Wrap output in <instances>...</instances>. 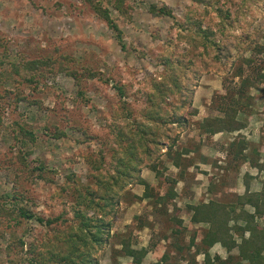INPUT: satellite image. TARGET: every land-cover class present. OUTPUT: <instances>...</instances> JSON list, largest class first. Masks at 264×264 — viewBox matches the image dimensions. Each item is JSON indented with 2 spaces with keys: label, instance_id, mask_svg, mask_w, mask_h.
Wrapping results in <instances>:
<instances>
[{
  "label": "rangeland",
  "instance_id": "obj_1",
  "mask_svg": "<svg viewBox=\"0 0 264 264\" xmlns=\"http://www.w3.org/2000/svg\"><path fill=\"white\" fill-rule=\"evenodd\" d=\"M94 1L109 8L121 30L124 49L86 0H0L3 40L0 52L6 56L3 65L6 71L0 74V92L10 91L2 104L0 125V264H62L52 261V253L65 254L67 246L54 240L56 233L51 228L35 220L14 223L10 216L13 189L24 199L22 204L39 216L62 215V219L74 224L77 211L86 216L96 215L92 209L77 205V188L90 185L97 189L95 175L115 173L120 156L117 128L126 125L135 129L136 123L155 127L142 114L148 108L146 98L151 84L163 80L161 55L178 56L199 69L195 83L185 84L187 90L183 92L186 94L191 89L193 93L189 106L177 112L186 123L183 129L175 130L176 145L195 146L197 118L220 114L216 106L219 102L223 104L222 96L226 92L235 94L244 83L242 118L246 127L239 133L250 143L259 140L264 146V78L259 75V72L264 74V0H127L125 15L112 9L110 0ZM151 5L166 6L171 15H155ZM218 8L229 12L232 26L221 27ZM198 24L213 30L210 40L218 42L220 48H195L190 44L187 36ZM50 56L63 61L69 71L57 69L56 64L57 70L42 77L35 86L24 81L26 58ZM86 68L104 79L84 77ZM238 71L241 75H236ZM74 77L81 78L80 86ZM115 85L124 87V96L120 97ZM79 89L82 97L77 94ZM17 90L26 98L15 102L12 100ZM122 100L126 109H122ZM166 101L171 105L176 101L175 96H167ZM11 120L32 129L35 141H28L25 149L30 153V166L44 167L41 174L37 170L22 172L16 162H9L18 152L17 146L12 147L9 134ZM59 130L65 136L56 137ZM101 150L103 169L99 172L92 169L91 163L98 160ZM161 151L162 158L166 148ZM145 169L150 170L142 165L140 175ZM153 172L152 177L156 175ZM172 175L177 174L156 175L160 185L149 186L154 193L150 199L142 198L144 185L129 184L121 191L115 214L110 218L109 233L105 234L102 245L91 252L92 260H97V264H136L122 250V240L129 239L132 250L149 246L153 259L163 254V262L158 264H204L202 254L195 252L206 247L199 241L200 232L194 230L202 228H195L189 222L186 206L189 197L175 198L172 208L154 203L156 193L170 186L166 178ZM185 180L188 187L185 190L191 193L190 182L194 180L190 175ZM74 184H77L75 190ZM4 207L6 210L1 213ZM58 228L68 230L63 225ZM31 243L36 246L34 253L30 251ZM218 249L226 256L225 249L221 250L220 246ZM38 254L44 263L36 262L34 257ZM140 264H147L146 257Z\"/></svg>",
  "mask_w": 264,
  "mask_h": 264
},
{
  "label": "trees",
  "instance_id": "obj_2",
  "mask_svg": "<svg viewBox=\"0 0 264 264\" xmlns=\"http://www.w3.org/2000/svg\"><path fill=\"white\" fill-rule=\"evenodd\" d=\"M86 1L89 2L92 10L98 17L106 22L109 29L113 31L117 42L121 45L122 49H124L125 43L123 42L121 30L112 17L109 8L103 7L99 1ZM110 4L112 9L122 15L126 14V9L128 10L129 6L127 0H110ZM151 7V11L155 15H171L170 10L166 6L157 7L156 5H151ZM218 11L221 27L226 29L228 25L232 26L230 23L232 17L229 12L219 8ZM213 34L214 32L211 28H202L200 24H198L187 38L190 44H193L195 48L203 46L207 49L211 46L212 49L217 50L220 48V44L210 40ZM1 41L3 40L0 37V45H3ZM3 54L0 52V74H4L6 71L5 68H3L4 63H6V56ZM60 57L64 58V54H61ZM214 57L216 58V56ZM159 60L165 69L163 80L154 81L151 84V90L147 92L146 98L148 108L142 114L145 119L154 124L155 127L151 129L148 125L136 123L135 129H130L131 126L128 127L126 125V127L117 128V141L119 143L117 154H120V156L117 157L115 173L109 174L108 176H102L101 173L95 175V185L97 189L90 187V185L81 189L77 188V205L92 209L96 215L86 216L82 214V212L77 211L74 215L77 223L74 224L66 222L62 219V215L48 217L39 216L22 204L24 199L16 192L15 188L13 189L14 192L11 194V200L14 205L11 210L13 214L16 215L14 216L12 213L9 215L14 220V223L19 224L21 220H35L38 224L49 227L56 233V239L54 238V240H60L66 244L67 252L65 254L52 253L54 254L53 262L62 264H97V260L91 259V252H95L97 247L102 245L105 234L109 233L111 227L110 218L115 214L121 191L129 184H140L146 187L142 198L149 195V186L140 175V168L142 165L150 168L157 176H160L159 158L162 153L161 150L162 148H166L165 152H169L176 145L178 135H176L175 130L179 128L183 129L186 123L184 117L177 113L179 109L189 106L191 102V94L193 91L190 89L189 92L185 94L183 92L187 90L185 84L190 85L195 83L194 79L198 77L199 69L192 64L189 66L178 56L161 55ZM245 61L247 63L251 62L248 59H245ZM23 67L25 74L22 78L31 86H35L38 80L42 77L51 75L57 69L69 71V68L64 65L63 61H59L51 56L46 58H26ZM55 67L57 69H55ZM84 74L86 78L98 76L104 79L102 75H98V73L91 71L89 68L84 69ZM236 75H241V72L238 71ZM259 75L264 78L263 73L259 72ZM74 78L76 84L79 85L81 83V78ZM243 80L246 82L248 81L246 78H243ZM115 88L120 97L124 96L125 91L122 85H115ZM244 88L245 84L241 83L239 88L236 89L235 94L226 92L221 100L227 102H223V104L219 102L216 106L220 114L212 117H204L200 123V128L211 134L220 131L234 132L244 128L246 125L245 120L242 118V114L244 113L242 106L245 104L243 103ZM9 93L10 91L8 90H5L3 94L0 92V125L3 124L1 117L4 106L2 104L3 101L8 99L7 96ZM77 94L79 97H82V91L80 89L77 91ZM169 95H174L176 100L171 105H168L170 103L166 101ZM23 98H26L24 94L20 90H17L15 92V98L12 101L17 102ZM32 102L35 103L37 100H32ZM122 104V109H126L123 100ZM240 114L242 116H240ZM9 134L13 140L12 147H18V152L9 159V162H16L19 165V170L22 172L27 171L28 173H32L37 170L39 174H41L44 167L40 165L30 166V161L28 160L30 153L25 149L28 141H35L32 129L26 128L25 124L17 120H11ZM55 136H65V133L59 130L55 133ZM234 145L236 147V154L240 155L244 152L248 144L243 139L239 138L237 142L235 141ZM101 151V155L97 158L98 160L96 161L93 159L91 163L92 169L99 172L103 169V150ZM174 162H178L177 158L174 159ZM251 163L259 170H264V159L262 161H258V159L257 161L252 160ZM68 178L71 179V175H69ZM76 185L77 184H74L72 189L75 190L77 187ZM99 189L103 190V192L100 193ZM167 196L172 198L175 196V192L170 189L167 191L166 195L156 197L154 203L156 205L157 203L164 204ZM4 197L8 198L7 195H4ZM238 202L241 203L240 205L249 203L254 207V211L252 213H247L240 210V212L235 213L234 205L221 204L215 201L200 203L193 206L189 205V209L192 211L190 218L192 222H206L209 224L207 231L200 241L202 246L207 248L219 242L228 251L233 248H237L238 250L237 256L229 254L227 259L223 261L217 256L215 259H212L208 252L204 251V264H244L243 261H245L246 264H264V217L261 226L256 221V219L264 215V191L250 193L246 190L244 194L239 196ZM5 210V207L1 208V213ZM238 219L244 220V225H229L231 220L237 221ZM177 222L180 224L181 220L178 219ZM58 225L68 227V230H60ZM57 229L58 231H56ZM232 229L240 235L239 243L236 242L233 234L230 233ZM245 231L249 232L248 236L244 235ZM82 246L85 247L84 250L81 249ZM35 250V244L31 243L30 251L34 253ZM122 250L125 254L131 256L133 262L136 264H140L146 254L145 249L142 248L139 250H132L129 239L122 240ZM236 257L238 258L235 259ZM34 258L36 262L44 263V259L40 257L39 254Z\"/></svg>",
  "mask_w": 264,
  "mask_h": 264
},
{
  "label": "crops",
  "instance_id": "obj_3",
  "mask_svg": "<svg viewBox=\"0 0 264 264\" xmlns=\"http://www.w3.org/2000/svg\"><path fill=\"white\" fill-rule=\"evenodd\" d=\"M199 111L196 114L198 116ZM196 115L194 117H196ZM212 116L204 115L201 118L198 117L197 121H195L198 122V140L196 142L194 140H191L195 142V146L188 147L180 144L175 145L169 152L164 151L162 158L160 157L161 159H159V169L161 171L160 174L169 175L171 173H175L177 175L167 177L166 179L169 182L170 186L166 185V187H163L165 189L164 192L162 191L160 193H156V197H158L161 195H166L167 191L172 189V191L175 192V196L172 198L170 196H167L164 204L157 203V205L164 206L165 208H172L174 202H176L175 198H185L186 196H188L189 200H191H188V205H186L188 206V212L190 213L189 222L195 228H202L201 230L194 229L195 232H200L199 241H201V238L207 231L209 224L206 222H192L190 220L192 211L189 209V205L193 206L200 203L215 201L221 204L234 205L235 213L240 212V210H243L247 213H252L254 211V207L249 203L240 205L241 203L238 202L239 196L244 194L246 190L250 193L264 191V170H259L251 163L252 160L257 161L258 159V161H262L264 159V146L260 145L261 143L259 142V140L257 142L253 141L254 143H250L251 141H249L247 137H244L243 134L239 133L240 130L234 132L220 131L213 134L203 131V129L200 128V123L202 122L204 117ZM192 138L194 139V137ZM238 138L243 139L248 144L244 152L240 155L236 154V147L234 145L235 140L237 142ZM249 143L253 146L249 145ZM175 158H177V163L174 162ZM187 170H189V174L186 172ZM193 170L194 172H192ZM151 172H153V170H141V177L151 188L153 186L158 187L160 185V182L158 181L156 175H153L155 174L154 172L152 174L153 177L151 176ZM187 175H190L194 180L192 181V183L190 182L189 190H191V193L185 190L186 188L188 189V187H186L187 180H185V177ZM163 185L164 184L162 183L161 186ZM150 187L148 190L149 195L147 197H144V199H150L152 196H154V193ZM156 197L154 198V200L156 199ZM170 200L171 202H173L172 204L169 203ZM175 208H178L181 211V208L179 206H176ZM263 217L264 215L256 219L260 226L262 225ZM229 224L242 226L244 225V220H231ZM230 233L233 234L236 242L239 243L240 235L237 234L236 231L232 230H230ZM244 235L248 236L249 232L245 231ZM215 246H218V248L220 246L221 250L225 249L226 256L221 255L222 251H219V249ZM214 248L215 252H213ZM144 249L146 252L144 257H146L147 264L163 262V254L161 258L153 259L155 257L153 256L150 247L147 246L146 248L144 247ZM204 251H207L212 259H215V257L217 256L219 257V259H221V261L226 260L229 254L235 256L238 255L237 248H233L232 250L228 251L219 242H216L212 246L207 247ZM204 251H196L195 249V252H197V254H202L203 259ZM127 257H130L132 259L131 256ZM237 258L238 257H236L235 259ZM243 263L246 264L245 261H243Z\"/></svg>",
  "mask_w": 264,
  "mask_h": 264
}]
</instances>
